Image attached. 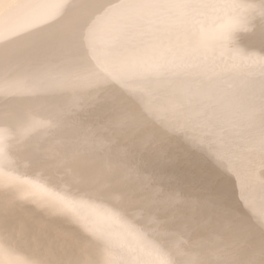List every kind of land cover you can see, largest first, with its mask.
<instances>
[{
    "label": "bare ground",
    "instance_id": "6f19581e",
    "mask_svg": "<svg viewBox=\"0 0 264 264\" xmlns=\"http://www.w3.org/2000/svg\"><path fill=\"white\" fill-rule=\"evenodd\" d=\"M0 264H264V0H0Z\"/></svg>",
    "mask_w": 264,
    "mask_h": 264
}]
</instances>
